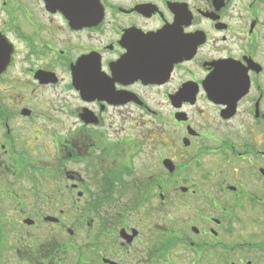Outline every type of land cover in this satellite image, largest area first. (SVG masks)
<instances>
[{
  "label": "flooded vegetation",
  "instance_id": "obj_1",
  "mask_svg": "<svg viewBox=\"0 0 264 264\" xmlns=\"http://www.w3.org/2000/svg\"><path fill=\"white\" fill-rule=\"evenodd\" d=\"M256 183L264 0H0V264H48L47 227L87 264H264L228 258Z\"/></svg>",
  "mask_w": 264,
  "mask_h": 264
},
{
  "label": "rangeland",
  "instance_id": "obj_2",
  "mask_svg": "<svg viewBox=\"0 0 264 264\" xmlns=\"http://www.w3.org/2000/svg\"><path fill=\"white\" fill-rule=\"evenodd\" d=\"M54 180L48 179L47 180V190H50L53 187ZM249 189L251 190L252 193L254 194H261L262 190L260 189V186L256 183L254 186H249ZM264 193V192H262ZM246 206L244 207L243 210H240L239 208H236L234 211H236L239 215L238 218L235 219L237 221L236 223H232L233 230H236L239 232L238 234V241L242 242L243 248H241L235 255L229 254L228 258L230 259H238V258H247L251 259V261H255L256 259L259 258V260L262 261V253H257V255H253V252H262L261 248H259L258 244L261 242H264V211L261 208L255 207L256 205H248V201L246 200L244 202ZM243 203V204H244ZM244 204V205H245ZM7 213H12L11 210H7ZM63 217L67 220L68 224H71L73 220L72 213L69 212L67 215L65 214ZM255 220V221H252ZM167 222V220H166ZM168 223V222H167ZM7 235H6V240H7V245L9 246L12 244V238L9 232V228L6 227ZM49 231V230H47ZM67 235L62 233V238L59 240L61 241H71V239H66ZM84 238H88V236H84ZM54 239H50L48 237L47 243L51 242L53 243ZM164 248L168 249L169 243H164L162 245ZM250 246V247H248ZM250 248V249H249ZM10 247L8 248V250ZM160 251V250H159ZM253 255V256H252ZM73 256V253L70 255V257ZM114 260L117 262H120L119 256H113ZM219 257H220V264H223V257L220 256H211V255H206L203 256V258H197L195 254L189 251L186 247L183 246H177L170 250L168 256L166 257L165 262L163 261V257L160 258V255H158V260L159 264H165L167 263V260L171 264H215L212 261H210V258H218V263H219ZM207 258V259H206ZM113 259V258H112ZM127 260H130L129 256L126 257ZM1 263L3 262H9V263H15L11 261V256L5 254L2 257V260H0ZM150 264V263H146Z\"/></svg>",
  "mask_w": 264,
  "mask_h": 264
},
{
  "label": "trees",
  "instance_id": "obj_3",
  "mask_svg": "<svg viewBox=\"0 0 264 264\" xmlns=\"http://www.w3.org/2000/svg\"><path fill=\"white\" fill-rule=\"evenodd\" d=\"M65 245V244H64ZM59 246L58 244H54L48 242L46 244V256H47V263L48 264H87L88 256L77 253L76 257L68 258L71 253L70 246ZM260 248L264 249V243L259 246ZM167 249L163 248L160 252V258H165ZM59 260L57 261V259Z\"/></svg>",
  "mask_w": 264,
  "mask_h": 264
},
{
  "label": "water",
  "instance_id": "obj_4",
  "mask_svg": "<svg viewBox=\"0 0 264 264\" xmlns=\"http://www.w3.org/2000/svg\"><path fill=\"white\" fill-rule=\"evenodd\" d=\"M130 238V237H129ZM111 264H116V263H114V262H110Z\"/></svg>",
  "mask_w": 264,
  "mask_h": 264
}]
</instances>
